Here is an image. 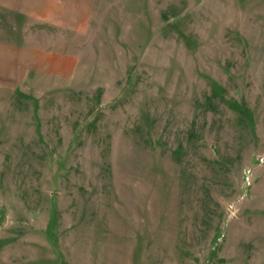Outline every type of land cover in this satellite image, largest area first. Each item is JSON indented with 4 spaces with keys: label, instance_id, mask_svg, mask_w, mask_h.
<instances>
[{
    "label": "rangeland",
    "instance_id": "rangeland-1",
    "mask_svg": "<svg viewBox=\"0 0 264 264\" xmlns=\"http://www.w3.org/2000/svg\"><path fill=\"white\" fill-rule=\"evenodd\" d=\"M0 264H264V0H0Z\"/></svg>",
    "mask_w": 264,
    "mask_h": 264
}]
</instances>
